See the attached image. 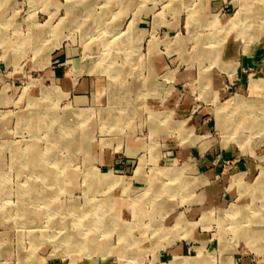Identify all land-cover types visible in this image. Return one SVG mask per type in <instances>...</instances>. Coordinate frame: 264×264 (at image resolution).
I'll list each match as a JSON object with an SVG mask.
<instances>
[{"label":"rangeland","instance_id":"1","mask_svg":"<svg viewBox=\"0 0 264 264\" xmlns=\"http://www.w3.org/2000/svg\"><path fill=\"white\" fill-rule=\"evenodd\" d=\"M202 1L0 0V264H157L170 236L190 240L179 256L189 264H225L233 252L264 255V87L251 86L252 77L264 78V0H221L200 13ZM236 13L241 22L226 29ZM257 48L263 69L245 70L241 86L236 59L224 54ZM53 87L38 112L60 114L57 130L75 125V153L65 143L53 152L45 129L33 134L32 101ZM238 95V108L221 110L233 121L220 127L218 105ZM201 149L218 157L224 188L206 220L183 211L203 185L181 155ZM31 150L45 160L23 157ZM35 161L43 172L26 165ZM241 163L255 172L239 174ZM67 168L76 172L71 179ZM169 168L174 173H163ZM50 170L60 171L57 182ZM153 178L162 194L145 189ZM85 209L118 219L99 239L112 247L103 256L62 238L66 225H81ZM180 213L189 225L177 223ZM121 223L139 239L124 260Z\"/></svg>","mask_w":264,"mask_h":264},{"label":"bare ground","instance_id":"2","mask_svg":"<svg viewBox=\"0 0 264 264\" xmlns=\"http://www.w3.org/2000/svg\"><path fill=\"white\" fill-rule=\"evenodd\" d=\"M166 4H168V3H166ZM166 6H168V5H166ZM240 22H241V15H240V13H236L230 19L229 23L226 25L225 28L226 29L227 28L228 29L232 28V26H234V24H237V23H240ZM251 86H252L253 89H256V87H264V78L252 77L251 78ZM56 90L57 89L55 87L50 88L48 90H45L39 103H38V99H35L34 101H32L33 102L32 103V109L36 108V110H35L36 112L34 111V112L31 113L32 114L31 119H33V123L31 124V128L33 129V134H35V135H36L37 131H39V129H41V128L45 129L47 133L49 132L48 133L49 134V138L54 143V147L52 148L53 152L56 151L55 148L59 144L65 143L66 148H68L69 152L75 153L79 149L78 142L75 140V135H76V133L74 131V130H76L75 129L76 128L75 125L73 124L74 125L73 126V125H71V122L66 121V123L62 124V128L57 130L56 126L61 124V119H60L61 115L60 114L52 112L51 115L50 114L48 115L46 113H39L38 112V111H41V110L44 109L43 106H44V100L46 99V96L53 95L56 92ZM47 98H49V97H47ZM241 100H244V98L242 96L238 95L235 98V100L226 101L225 103H222V104L218 105V107H217V116H218V123H219L220 127L226 125L227 120L228 121H233V119L228 118L229 117L228 114L225 117L222 116L221 115L222 114L221 110H223V108H225L227 106V107H230L231 110L233 111L236 108H238L239 102ZM125 104H126V102H125ZM253 108H254V105H251L250 110L246 111V112L247 113L248 112H252ZM259 108L263 109V111H264V105L259 107ZM230 115H232V114H230ZM243 115H244V113H243ZM48 116H50V118H51V123L50 124L47 121V117ZM235 122L237 123L238 120L235 121ZM180 126H182V125H180ZM34 148H35V145H33V147L31 149L33 150ZM32 150L30 151V155L31 156H28V157L23 156V157H25V158H29V157L33 158V157H35V158H40V160H41V158L43 160H45L46 156L43 157L40 154L37 155V153H35V152L33 154H31ZM55 162L58 163V159H56ZM67 164H68V161H67ZM26 165L29 167V169L31 171H34V170L38 169V170L43 172V170L46 168L45 164L42 165L40 162L38 163L36 161L32 162V163L28 162V163H26ZM87 165L88 166L90 165L89 162H88ZM173 170H174L173 168H169V169L163 170V173H165V172L166 173H169V172L174 173ZM57 171H59V170H56V172L54 174L51 172V170L48 171L50 173V176L54 175V177L49 178L50 181L57 182L59 180L58 179V175H59L60 171L59 172H57ZM90 171H91V167H90ZM178 171H181V170L179 169ZM95 172H96V170H95ZM159 172H160V170H159ZM57 173H58V175H57ZM75 174H76L75 170H72L71 168L65 169V175L67 176V178L71 179V178H73L75 176ZM92 174H94V173H92ZM111 175H112L111 172L104 174L102 180L108 181L109 179H111L110 178ZM155 178H153L151 180V185L147 186L145 189L148 190V191L150 190L151 192H155V195H156V192H158V194H162L161 190L158 189L155 184H153V180H155ZM261 184H263V183H261ZM125 189L126 190L129 189V187L126 186V184H125ZM39 194H41V192H39ZM158 194H157V196H158ZM41 196H42V194H41ZM159 204H160L159 207H163L162 202L159 203ZM141 210H143V209H141ZM22 211H24V210H22ZM25 212L27 214L28 213L31 214L29 211H25ZM78 212H80V211H78ZM87 213H88L87 209L83 210L82 213L80 212V214L78 213V215H80V217L82 218L81 219V225H79V227L77 226L78 228H76V229H74V227L73 228L72 227L69 228L68 225H66L65 226L64 236L62 238H64V240L66 241V244H68L70 247H77L85 255H88L90 257L91 256H95V255L103 256L107 252H109V250H112V247L110 249V245L109 244L101 243V241L99 239L102 238L101 236L103 235V233L109 232V229L108 228L106 229L105 227H109V226H111L113 224H114V226H116L118 219L117 218L113 219L112 216H109L106 213H104L102 215L101 214H99V215H96V214L89 215ZM208 213H206L203 216V220H206V217H207ZM179 222H181V218H179L177 220V223H179ZM120 225H118L119 232H120V237L122 239H124V241H125V247L123 248L120 256H121V258L123 260L124 259H128V258H133V255L135 254V252L137 250L135 241H137V242L139 241V239H137V238H135V241H134L133 240L134 236L130 234L129 230H131V228H133L134 226L132 225L130 227V229H129L128 226H126V224H124V223H121ZM100 231L102 233H100ZM248 234H249L248 232H245V235H248ZM112 236H113V234H112ZM253 236H254V232H252L250 234V237H253ZM129 260H128V262H129ZM87 264H96V263H87ZM125 264H127V263H125ZM167 264H189V263L184 262L183 260L180 259L179 256H176L174 259H171L169 262H167Z\"/></svg>","mask_w":264,"mask_h":264},{"label":"crops","instance_id":"3","mask_svg":"<svg viewBox=\"0 0 264 264\" xmlns=\"http://www.w3.org/2000/svg\"><path fill=\"white\" fill-rule=\"evenodd\" d=\"M219 3L220 5H222L223 1L203 0L201 2L199 12L200 13H207L210 11L214 12L218 8ZM224 55L226 60L227 58L228 60L236 59V63L238 64V68H239V72L238 75L236 76V79L238 80L237 83L240 84L241 86L244 83L243 81L247 79V75L244 72L245 70H247L248 68L249 69L264 68L263 66H261L262 55L259 48L253 49L250 53H246L241 56H236V53L233 49L229 52L230 56H227L228 53H225ZM153 62L156 67H158L159 65L161 67L163 64V61L159 60L157 57L153 58ZM212 75L215 79L222 78L220 73L218 74L216 72H213L209 74V77ZM220 88L222 90L224 89L222 87ZM187 100H188L187 103H189L190 98ZM181 157L186 158L190 160V162L195 164L194 166L197 169V172L195 173L200 174L199 177L195 179L200 180L203 185L201 189V193L199 194L200 195L199 201L194 202L193 204H189L185 206L183 209V211L187 214L186 216L189 217V219H191L193 216L203 215L213 207H219V205L222 204V200H223L220 192L224 188L222 181L221 180L219 181L217 179V168L214 166L215 165L214 160L217 159L218 157L214 152H207L202 149L199 151H186L181 155ZM251 165L247 163H241L240 164L241 169L239 171L240 172L239 174L250 175L252 172H255L254 170L256 168H254L253 165L252 166ZM214 196L216 197L218 196V199H214ZM182 215L183 214L180 213L178 217L182 219V221L185 223L184 225H186V223H188L189 225V222H187L184 219V217H182ZM178 217L177 220L179 219ZM170 238H169L170 241L174 239L173 236H170ZM170 241L165 242V244L162 245L163 248H161L157 252V256L155 257L157 264H162L164 260H169L170 257H172L173 259L176 256H181L189 253L188 251L190 249L189 246L190 240L186 239L182 242H177V243ZM225 255H226L224 259L226 261L225 264H264V255L262 257H259V256L248 255L246 253H241V252H233L232 254L226 253ZM166 256H169V258H165Z\"/></svg>","mask_w":264,"mask_h":264}]
</instances>
